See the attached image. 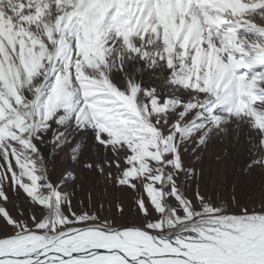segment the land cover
Segmentation results:
<instances>
[{"label":"rangeland","instance_id":"374dc122","mask_svg":"<svg viewBox=\"0 0 264 264\" xmlns=\"http://www.w3.org/2000/svg\"><path fill=\"white\" fill-rule=\"evenodd\" d=\"M155 3L156 12L147 27L149 30L156 28L157 34L152 37L153 42L149 43L147 38L143 42L144 51L149 54V58L143 60L138 56L131 57L135 61L136 77L130 84L136 86V90L131 94L120 95L104 80H88L86 76L83 77L84 87L90 93L100 90L114 97L126 110V115L131 117L130 123L138 129V136L112 135L109 130L112 145L116 147L115 150L111 145L106 148L102 143H97L93 127L78 124L75 115L62 125L52 122L46 134H32H39L41 137L39 140L33 139L44 164L45 174L41 182L50 183L52 190L59 193L40 201L44 205L45 229L49 224L56 229L55 233L47 231L49 238L58 231L90 224L105 228L138 226L141 220L135 204L141 199H150L157 206V211H160V196L147 182L145 161L150 163L159 158L164 141L159 139L161 133L146 122V114L136 115L139 110L137 103L148 112L160 114L158 119L163 125L165 137L172 130V151L179 149V162L183 165L182 171H176L173 167L152 164V176H156L157 170L161 168L167 176L163 191L166 194L164 206L168 209V214L162 216V220H167L174 208L180 214L181 201H191L192 206L197 209L203 207L204 202H196L200 193L212 204L225 209L246 207L253 213L264 208V147L261 146L264 145V136L261 135L264 132V18L244 14L243 26L232 19L233 16L239 19L245 6L259 7L264 0H213L217 10L211 17L201 15L197 8L198 19L193 20L185 15V5H192L193 0H155ZM221 13H226V18L232 23L221 24ZM237 27L239 33L234 36ZM209 28L212 33H219L220 39L209 33ZM130 30L128 25L121 27L122 32ZM15 33L14 43L19 36L21 52H26L23 36L20 32ZM256 35L263 38V44L255 38ZM83 42L86 63L96 65L104 57L103 49L92 35L85 36ZM241 43L244 44L245 51L237 52ZM168 48L171 51H167ZM2 52L3 45L0 44V53ZM120 52L122 58L129 59V54L116 43L108 56L104 71L109 79L112 78L115 83L123 86L125 81L128 82L129 75L127 68L115 59ZM229 54L236 60L242 59L245 64L252 63L256 67L251 71L243 67L236 70L235 66L230 65ZM32 61L33 57L24 59L26 72ZM168 61L173 62L174 73H170ZM53 63L60 67L59 63ZM224 73L228 74L230 80H221ZM241 77L244 79L241 80ZM42 79L41 77L28 86L31 89L28 91L29 97H35ZM0 82L11 94L15 91L19 77L14 75L12 68L5 70L4 65L0 64ZM49 83L54 84L55 81ZM43 93L36 115L29 121L40 128L50 122L53 113L64 114V107L57 112V104L50 103V88L45 87ZM59 94L63 95L62 87ZM225 96L229 98L226 102L217 99ZM93 111H97L94 106ZM5 115V103L0 100V121L4 120ZM165 119L167 124L164 123ZM156 122L157 116L154 115L152 124ZM24 126L22 119L15 121L16 128L23 129ZM101 127L103 125L96 124V128ZM6 131L5 128H0V137ZM201 140L204 141L203 146L199 143ZM125 156L134 165L127 170L123 163ZM165 159L172 161V156H166ZM117 161L121 162L120 167L116 166ZM130 177H144L133 180L137 186L135 194L117 186L118 181L124 184ZM5 190H8L7 186ZM26 191L29 196H33L36 189L28 187ZM4 207L14 216L22 210L27 219L35 204H30L17 189L9 192L7 205H0V215H4ZM118 207H123L126 211L117 212ZM73 210L87 223H69L63 219ZM85 212L87 216L83 215ZM227 214L237 215L235 212ZM179 228L180 225H177L168 230L177 232Z\"/></svg>","mask_w":264,"mask_h":264},{"label":"snow or ice","instance_id":"6c2138e0","mask_svg":"<svg viewBox=\"0 0 264 264\" xmlns=\"http://www.w3.org/2000/svg\"><path fill=\"white\" fill-rule=\"evenodd\" d=\"M53 6L55 21L45 22V17L53 15ZM24 7L29 9L31 15L25 16L20 21L21 27L16 28V18L9 23L12 24L13 31L20 32L23 36L27 51L21 52L19 36L16 43H9L0 38V44L3 45L0 64L4 65L5 70L12 68L14 75L19 77L15 91L11 94L0 82V100L4 101L6 111L4 120L0 121V128L7 130L5 135L0 137V205H7L9 192L18 189L30 204H35V208L27 219L24 218L22 210L15 214L20 217L17 219L7 207L3 208L4 215H0V264H130V262L131 264H264V208L260 212L253 213H250L246 207L225 209L212 204L203 193H200L196 197V202H204L203 207L197 209L192 206L191 201L187 203L181 201L180 214H177V209L174 208L167 220L161 219L168 214V209L164 206L166 194L163 191L167 176L162 168L157 170L156 176H152V164L173 167L176 171H182L183 165L179 162V149L172 151L174 146L172 130L165 137L163 125L158 119L160 114L148 112L146 108H141L139 103H137L139 110L136 115L146 114V122L161 133L159 139L164 141L159 158L150 163L145 161L147 182L160 196V211H157V206L153 205L150 199L138 200L135 207L141 223L138 226L124 225L116 230L122 241L121 246L118 247L99 244L95 247L73 249L62 245L60 240L49 239L47 231L55 233L56 229L51 224L48 225L47 230L45 229L44 205L40 201L50 199L59 193L52 190L53 186L50 183L41 182L43 178L38 170L42 158L33 144V139L39 140L41 137L39 134L35 136L32 134L41 132L46 134L52 122L62 125L75 115L78 124L93 127L97 143H102L106 148L111 145L115 150L116 146L112 145V135L138 136V129L130 123L131 117L126 115V110L114 97L100 90L90 93L84 87L83 77L86 76L88 80H104L120 95L131 94L136 90V86L126 81L123 86L118 85L112 78L109 79L104 69L107 68L108 56L116 43L120 44L121 49L128 53L129 57L138 56L143 60L149 58V54L144 51L143 42L146 38L149 43L153 42L152 37L157 34L156 28L149 30L147 27L153 20L156 3L155 0H29L27 5H22L21 11ZM197 8L205 17H211L217 10L213 0H204V2L193 0L192 5H185V15L190 20L198 19ZM244 14L259 15L264 18V3L259 7L247 5L239 19L236 16L232 19L237 20L239 26H243ZM231 23L232 21L226 18V13H221V24ZM123 25H128L131 30L122 32ZM33 28L37 31L34 32ZM207 31L220 39V34L212 33L211 28ZM238 33L239 27L233 34L235 36ZM88 35L94 37L95 42L104 52L103 59L96 65L86 63L83 41ZM167 51H171V48ZM244 51V44L241 43L237 47V52ZM26 57H33L27 72L23 63ZM228 60L236 70L243 67L251 71L256 67L252 63L245 64L242 59L236 60L231 54L228 55ZM53 61L59 63L60 67H57ZM167 67L170 73L175 72L172 61L167 62ZM41 77L43 79L35 97H29L28 91L31 89L28 86ZM243 79L244 77H241V80ZM52 80L55 81L54 84L49 83ZM221 80H230V77L224 73L221 75ZM45 87L50 88V103L57 104V112L64 107V114L53 113L50 122L44 128H40L39 125L29 121H32L36 115V108ZM61 87L63 95L59 94ZM217 99L226 102L229 98L225 96ZM164 103L166 104L167 101L165 100ZM93 106L97 111H93ZM154 115L157 116V122L152 124ZM17 119L24 121L23 129L15 127ZM164 123H168L167 119ZM96 124H101L103 127L96 128ZM109 130L112 135H109ZM261 135L264 136V132ZM202 142L204 143L203 140L199 141L203 146ZM128 151L131 152L130 147ZM169 155L172 156L174 164L169 159H165ZM123 163L125 170L134 166L129 163L127 156ZM120 164V161L116 162L117 167H120ZM88 167L90 168L91 165ZM141 178L144 177H130L127 183L122 184L118 181L117 186L135 194L137 186L133 180ZM6 186L8 190H5ZM28 187H35L33 196L28 195L26 191ZM116 211L125 212L126 209L118 207ZM229 212H235L237 215H228ZM83 215L88 214L85 212ZM63 219L68 220L69 223H87L74 210ZM177 225H180L179 231L168 230ZM81 231L83 229H76V232ZM128 233L138 235L125 236ZM67 235L69 237L74 235L73 230L67 229ZM33 237H41V239L33 240Z\"/></svg>","mask_w":264,"mask_h":264},{"label":"bare ground","instance_id":"6f19581e","mask_svg":"<svg viewBox=\"0 0 264 264\" xmlns=\"http://www.w3.org/2000/svg\"><path fill=\"white\" fill-rule=\"evenodd\" d=\"M29 0H0V38L7 40L10 43H14V39H16V33L13 31V26L9 21L13 18H16V28L21 26L20 21L25 17L31 15L29 9L24 7L23 11H21L22 5H27ZM53 15L51 17H45V22L51 23L55 21V7L52 9ZM33 31H37L33 28ZM248 36V35H247ZM247 36H243V38H247ZM256 39L259 40L260 43L263 44L262 37L260 35L255 36ZM120 54V55H119ZM118 57L115 59L120 61V64L123 65L124 68H127L128 72V83L131 80L135 79V61L133 58L127 59L122 58V53L120 52ZM39 163V161H38ZM39 175L43 177L45 174L44 164L41 160L39 166ZM77 228H73V233L71 237L67 235V230L58 231L54 236L49 239H57L60 240L62 245L70 246L73 249H80L83 247L92 246L93 244H104L111 245L110 241H121L119 235L115 234H103L98 231H94L91 229L83 230L81 232H76ZM58 234V235H57ZM137 233H128L125 236H137ZM63 237V239H60ZM173 239L175 237H172ZM33 240H38L36 238H32Z\"/></svg>","mask_w":264,"mask_h":264},{"label":"water","instance_id":"95a60500","mask_svg":"<svg viewBox=\"0 0 264 264\" xmlns=\"http://www.w3.org/2000/svg\"><path fill=\"white\" fill-rule=\"evenodd\" d=\"M132 226H135V225H132ZM78 228L79 229H83L84 231L87 230V229H91V230L98 231L100 233L107 234V235H109V234L118 235L116 233V230L121 228V227H118V228H105V227L97 226V225H94V224H90V225H84V226H81V227H78ZM121 243H122V241L111 240L110 241L111 245H107V246L118 247V246H121ZM97 245L98 244H93L92 246H88V247H95ZM130 264H131V262H130Z\"/></svg>","mask_w":264,"mask_h":264},{"label":"clouds","instance_id":"9594fccd","mask_svg":"<svg viewBox=\"0 0 264 264\" xmlns=\"http://www.w3.org/2000/svg\"><path fill=\"white\" fill-rule=\"evenodd\" d=\"M129 59H131V57H129Z\"/></svg>","mask_w":264,"mask_h":264}]
</instances>
